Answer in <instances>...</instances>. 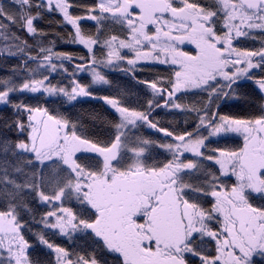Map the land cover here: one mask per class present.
Returning <instances> with one entry per match:
<instances>
[{
    "label": "snow or ice",
    "instance_id": "6c2138e0",
    "mask_svg": "<svg viewBox=\"0 0 264 264\" xmlns=\"http://www.w3.org/2000/svg\"><path fill=\"white\" fill-rule=\"evenodd\" d=\"M0 68V264L264 261V0H0Z\"/></svg>",
    "mask_w": 264,
    "mask_h": 264
},
{
    "label": "trees",
    "instance_id": "16d2710c",
    "mask_svg": "<svg viewBox=\"0 0 264 264\" xmlns=\"http://www.w3.org/2000/svg\"><path fill=\"white\" fill-rule=\"evenodd\" d=\"M247 43L249 45L252 44L251 41H248ZM58 47H64L65 50H68V51H80L81 50L80 46H75V45H67V46H59L58 45ZM7 62H8V64H14V63H16V60H15V58H9ZM4 75H7L6 71L3 68H0V76H4ZM109 75H110L112 80L120 81L121 83L128 84L129 87H131V83L128 80V78L123 76L122 74L117 73V72H110ZM82 79L86 81L88 79V77L86 75H82ZM80 109H89V110L94 109V110L99 111L100 113H106L108 115H112L111 110L102 101H97V100H93V99H89V98H85L84 100L81 101V103L76 104L73 108H70L68 110L75 113ZM7 111L8 110H7L6 106L0 105V112H7ZM157 115H159L161 117L168 118V119H170L172 116H176L177 118H180L179 113L165 114L164 112H158ZM85 123H88L87 117H85ZM143 132H144V135H146V136L153 135L151 130L145 129V130H143ZM237 140H238V138L229 139L226 142L227 143H235V142H237ZM256 260H257V264H264V261H261L259 257H257Z\"/></svg>",
    "mask_w": 264,
    "mask_h": 264
},
{
    "label": "flooded vegetation",
    "instance_id": "af4514ba",
    "mask_svg": "<svg viewBox=\"0 0 264 264\" xmlns=\"http://www.w3.org/2000/svg\"><path fill=\"white\" fill-rule=\"evenodd\" d=\"M186 50H190L191 49V45H186Z\"/></svg>",
    "mask_w": 264,
    "mask_h": 264
}]
</instances>
